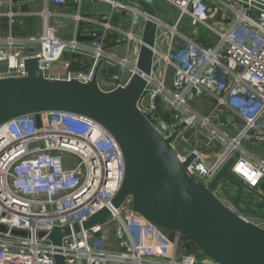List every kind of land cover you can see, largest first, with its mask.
<instances>
[{
	"label": "built area",
	"instance_id": "built-area-1",
	"mask_svg": "<svg viewBox=\"0 0 264 264\" xmlns=\"http://www.w3.org/2000/svg\"><path fill=\"white\" fill-rule=\"evenodd\" d=\"M144 1L157 4V0ZM162 1L177 8L179 16L170 25L159 18L155 69L140 110L166 139L171 137L174 123L157 114L156 99L162 95L166 103L188 114L184 119L186 129L208 131L209 139L223 151L208 164L203 154L193 149L190 153L195 157L189 167V172L205 185L234 158L231 173L257 189L264 180V159L247 158L250 154L244 146H264V10L252 6L253 0ZM254 1L264 5V0ZM42 2L43 9L38 13L41 34L28 43L39 44L41 50L35 57L45 72L67 55L92 52V70L75 78L87 83L103 60L100 77L117 69L115 88L129 81L136 71L149 19L142 8L125 0ZM86 2L104 4L112 15L101 24V34L91 30L93 40L82 44L78 31L64 37L55 20L81 22L80 10ZM71 4L78 7L72 16L52 9ZM114 15L128 19L125 30L112 26ZM6 16L12 26L16 14L10 11ZM186 18L193 27L213 32L216 42L202 46L195 37L180 31ZM212 18H217L224 29L211 23ZM115 33L133 45L131 52L118 56L107 48L108 37ZM17 42L12 34L0 37V62L6 64L0 78L27 76L23 51L15 50ZM156 76L159 82L154 80ZM198 99L213 103L205 115L191 108V102ZM228 114L237 119L232 125L236 132L233 136L215 124ZM40 116V127L33 116L18 117L0 126V227L5 228L0 229V264H55L56 249L48 235L58 227H68L72 232L60 247L66 264H218L199 249L188 252L182 234L176 233L171 241L168 232L138 218L131 198L119 208L113 206L124 183L126 164L110 131L91 118L73 113L43 112ZM178 155L184 161L190 154ZM230 189L234 188L224 182L215 195L226 203ZM103 209H108L110 216L84 229L83 225ZM76 224L81 227L79 232L73 230ZM41 232L47 235L40 238Z\"/></svg>",
	"mask_w": 264,
	"mask_h": 264
},
{
	"label": "water",
	"instance_id": "water-1",
	"mask_svg": "<svg viewBox=\"0 0 264 264\" xmlns=\"http://www.w3.org/2000/svg\"><path fill=\"white\" fill-rule=\"evenodd\" d=\"M138 5L148 15L142 44L136 60V71L121 87L104 91L100 86L103 60L91 79L85 83L77 78L50 79L40 66L38 57L24 59L26 77L0 78V126L22 116H33L41 126L43 112H65L91 118L114 136L124 155V183L114 197L113 206L121 207L129 198L138 218H144L168 232L170 240L180 233L187 241L186 250H201L218 264H264V227L234 211L215 191L227 182L237 190L245 189L264 202V193L251 188L231 173L234 158L228 160L214 178L205 185L189 167L193 153L184 161L173 146L186 130V122L172 127L166 139L139 108L155 69V49L160 29L159 7L144 0H125ZM249 3L250 0H241ZM251 5L264 10V5ZM109 72L118 74L117 69ZM215 86V84H214ZM232 121L233 117H220ZM110 216L108 209L94 214L84 229L102 223ZM5 230L4 227H0ZM81 227L76 224L74 232ZM27 236L25 232L13 231ZM47 234L41 232L39 237ZM71 229L55 228L48 240L56 249L55 264H66L60 247L71 236Z\"/></svg>",
	"mask_w": 264,
	"mask_h": 264
},
{
	"label": "crops",
	"instance_id": "crops-1",
	"mask_svg": "<svg viewBox=\"0 0 264 264\" xmlns=\"http://www.w3.org/2000/svg\"><path fill=\"white\" fill-rule=\"evenodd\" d=\"M160 2V3H159ZM157 3H159V13H160V20L163 23L173 22L178 19V9L174 6L165 3L162 0H157ZM167 4V5H166ZM170 5V6H168ZM43 9V2L42 0H2V3L0 5V37L3 38L6 35L12 34L18 42L16 43L15 50H22L23 51V57H35L40 52V46L38 43H28V40L30 39H36L40 36V25H41V17L38 15L39 12ZM52 9L55 12L64 13L66 15H73L78 11V7L75 4L69 5V7H58V6H52ZM10 11L14 12L16 14L15 16V22L13 25H10L9 19L7 18L6 14ZM81 15L83 17V20L79 23H75L72 21L71 18L65 19V20H55V24L59 27V31L64 37H70L74 35L78 31V39L82 44H87L88 42H91L93 40V37L91 35V30H96L98 34H101V24H103L104 21H107L111 17L110 9L104 5V4H93L91 2H86L82 6V9L80 10ZM177 12V15H176ZM221 17V14H220ZM177 18V19H176ZM185 21V20H184ZM183 21V22H184ZM64 22H68L71 24V33L68 34L67 32H64ZM182 22V23H183ZM175 23V22H174ZM173 23V24H174ZM211 23H214V25L219 29H224V25L219 23V20L212 18ZM111 24L116 29L125 30L128 25V19L122 15H114L111 20ZM170 24V23H169ZM193 36L194 35H190ZM199 44L202 46H209V43H202L200 40H198ZM107 48L110 51H113L118 56H123L127 54V52H130L133 50V45L128 44L125 42V39L120 35L119 33L112 34L108 37ZM92 52L87 53L86 55H67L62 60L54 63L50 68L46 69V77L50 79H62V80H68L71 78L77 77L80 73L87 74L89 73L94 64H93V57L90 54ZM6 71V64L0 62V74L4 73ZM114 73L108 72L107 75H104V77H100L101 81V87L105 91H110L115 88L114 83ZM157 82H159L161 79L159 76H156L154 79ZM152 89H155L156 86H151ZM202 102L201 108L197 109L196 102ZM197 101L191 102V108L195 111L200 113L201 115H205L209 108H212L213 103L211 101H205L204 99H198ZM166 104L163 100V96H160L156 99V104L158 106L157 114L165 120H168L165 113L163 112L164 109L163 106ZM179 114H182V112L176 108L175 106L171 107ZM173 114V113H172ZM175 114V113H174ZM233 117L232 115H226L225 117ZM237 119H234L232 121L224 120L221 121L220 118L215 122L216 125H218L222 130L227 131L230 135H235L236 132L234 128L232 127L233 123H236ZM179 123V122H178ZM189 141L194 143L195 146L194 149L199 150L203 156L205 157L204 162L211 164L214 163L223 151L222 148L217 145L215 142L209 139V133L206 130L201 131H195L186 129L183 134L186 135ZM182 137V136H181ZM180 139V138H179ZM177 140V142L179 141ZM245 149L249 152V156H246L247 158L251 159H264V146H252L251 144H245ZM192 151V150H191ZM190 151V152H191ZM178 152V151H177ZM190 152L188 154H190ZM183 153V152H182ZM257 189L264 193V180L257 186ZM241 190L237 189H230L227 190V196H226V203L234 210L237 211L240 215L245 217L247 220L259 224L263 226L264 224V202L259 199L255 198V201H257V208L261 209V213H259V216L254 215V218H251L249 216L248 210L246 211H240L239 207L235 205L234 199H236L240 194ZM260 206V207H259ZM242 210V209H241Z\"/></svg>",
	"mask_w": 264,
	"mask_h": 264
},
{
	"label": "rangeland",
	"instance_id": "rangeland-1",
	"mask_svg": "<svg viewBox=\"0 0 264 264\" xmlns=\"http://www.w3.org/2000/svg\"><path fill=\"white\" fill-rule=\"evenodd\" d=\"M159 3H157L158 7H160ZM168 6H170V5H168ZM176 15H177V12H176ZM174 22H175V20L173 22H168L167 24L170 25V24H173ZM62 26H64V32H67L68 34L71 33L70 32L71 31V24H69L68 22H64V24ZM179 29H180V31L184 32L185 34L194 35V37L197 40H200L203 44L204 43H209V42H216V40H217V36H215V34L213 32H210L209 30H207L205 28H202V27H199V28L198 27H193L191 25L190 18L189 19L186 18L185 21L179 26ZM170 75H171V73H170ZM164 102L166 103V101H164ZM201 103L202 102H199V101L196 102V104H197L196 108L197 109L201 108V105H202ZM171 107H173V106H171L170 104L166 103V104H164V106L162 108V109H164L163 112L165 113L167 119L169 120V123L170 124L174 123L173 125H177V124H179L181 122H184L185 121L184 119L186 118L185 116H187L188 114L185 113V115H184L183 112H182V114H179L178 112H176ZM186 136H187V134L186 135H180L179 136V138H180L179 141L176 142V144L173 145L175 147V149L179 153L183 152V154H187V153H189L191 150H193L195 148V146L193 145L194 143L189 141ZM239 194L240 195L236 199H234L235 205L240 208L239 210L240 211H246V210L250 211L249 212V216L251 218H254V215L259 216V213H261L262 211H261L260 208H257L258 207L257 206V201H255V198L253 197V195L250 194L245 189H241ZM263 227H264V225H263Z\"/></svg>",
	"mask_w": 264,
	"mask_h": 264
},
{
	"label": "trees",
	"instance_id": "trees-1",
	"mask_svg": "<svg viewBox=\"0 0 264 264\" xmlns=\"http://www.w3.org/2000/svg\"><path fill=\"white\" fill-rule=\"evenodd\" d=\"M169 122V120H167Z\"/></svg>",
	"mask_w": 264,
	"mask_h": 264
}]
</instances>
